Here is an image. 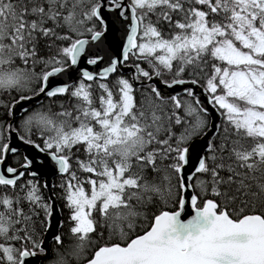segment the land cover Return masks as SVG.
Returning <instances> with one entry per match:
<instances>
[{"label": "snow or ice", "instance_id": "snow-or-ice-1", "mask_svg": "<svg viewBox=\"0 0 264 264\" xmlns=\"http://www.w3.org/2000/svg\"><path fill=\"white\" fill-rule=\"evenodd\" d=\"M0 264H264V0H0Z\"/></svg>", "mask_w": 264, "mask_h": 264}, {"label": "water", "instance_id": "water-1", "mask_svg": "<svg viewBox=\"0 0 264 264\" xmlns=\"http://www.w3.org/2000/svg\"><path fill=\"white\" fill-rule=\"evenodd\" d=\"M54 178H50V181H53Z\"/></svg>", "mask_w": 264, "mask_h": 264}, {"label": "trees", "instance_id": "trees-1", "mask_svg": "<svg viewBox=\"0 0 264 264\" xmlns=\"http://www.w3.org/2000/svg\"><path fill=\"white\" fill-rule=\"evenodd\" d=\"M55 180H56V178L53 179V181H55Z\"/></svg>", "mask_w": 264, "mask_h": 264}]
</instances>
